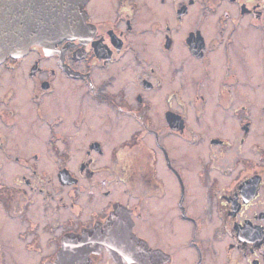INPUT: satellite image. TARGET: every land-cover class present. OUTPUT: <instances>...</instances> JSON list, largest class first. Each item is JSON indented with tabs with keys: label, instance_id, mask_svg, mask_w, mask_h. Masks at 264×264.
Listing matches in <instances>:
<instances>
[{
	"label": "flooded vegetation",
	"instance_id": "flooded-vegetation-1",
	"mask_svg": "<svg viewBox=\"0 0 264 264\" xmlns=\"http://www.w3.org/2000/svg\"><path fill=\"white\" fill-rule=\"evenodd\" d=\"M85 9L0 62V264H264V0Z\"/></svg>",
	"mask_w": 264,
	"mask_h": 264
},
{
	"label": "water",
	"instance_id": "water-1",
	"mask_svg": "<svg viewBox=\"0 0 264 264\" xmlns=\"http://www.w3.org/2000/svg\"><path fill=\"white\" fill-rule=\"evenodd\" d=\"M87 1L0 0V62L9 55H24L33 44L42 46L47 54H52L58 52L60 41L86 37ZM114 223L115 220L110 218L104 228L98 225L85 234L101 236L100 241L112 251L111 247L115 245L116 255L123 260L127 255V250L122 245L123 240L109 236ZM69 242V238L64 240L66 244ZM131 242L138 246L140 244L138 239H132Z\"/></svg>",
	"mask_w": 264,
	"mask_h": 264
},
{
	"label": "rangeland",
	"instance_id": "rangeland-1",
	"mask_svg": "<svg viewBox=\"0 0 264 264\" xmlns=\"http://www.w3.org/2000/svg\"><path fill=\"white\" fill-rule=\"evenodd\" d=\"M214 23H215V21H214ZM47 136H48V130H47ZM47 140H48V138H47ZM48 165H49V164H47V167H48ZM49 167H50V166H49ZM47 179H48V178H47Z\"/></svg>",
	"mask_w": 264,
	"mask_h": 264
}]
</instances>
